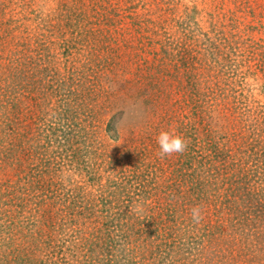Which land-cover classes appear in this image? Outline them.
<instances>
[{
	"label": "rangeland",
	"instance_id": "rangeland-1",
	"mask_svg": "<svg viewBox=\"0 0 264 264\" xmlns=\"http://www.w3.org/2000/svg\"><path fill=\"white\" fill-rule=\"evenodd\" d=\"M0 264H264V0H0Z\"/></svg>",
	"mask_w": 264,
	"mask_h": 264
},
{
	"label": "clouds",
	"instance_id": "clouds-1",
	"mask_svg": "<svg viewBox=\"0 0 264 264\" xmlns=\"http://www.w3.org/2000/svg\"><path fill=\"white\" fill-rule=\"evenodd\" d=\"M159 146L158 156L160 158L171 157L173 154H182L187 148L189 141L171 130H162L156 138ZM191 216L195 223L202 220L201 207L199 205L191 209Z\"/></svg>",
	"mask_w": 264,
	"mask_h": 264
}]
</instances>
